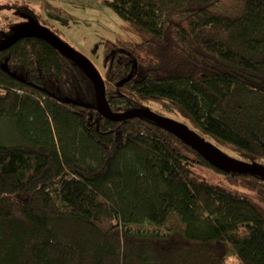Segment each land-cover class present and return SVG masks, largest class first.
Wrapping results in <instances>:
<instances>
[{
	"label": "trees",
	"instance_id": "trees-1",
	"mask_svg": "<svg viewBox=\"0 0 264 264\" xmlns=\"http://www.w3.org/2000/svg\"><path fill=\"white\" fill-rule=\"evenodd\" d=\"M104 5L140 39L104 44L112 110L180 109L198 134L264 166V0ZM5 10L41 20L30 3ZM3 64L0 264H264L263 180L220 172L146 119L67 102L96 106L95 90L41 38L0 52Z\"/></svg>",
	"mask_w": 264,
	"mask_h": 264
},
{
	"label": "rangeland",
	"instance_id": "rangeland-1",
	"mask_svg": "<svg viewBox=\"0 0 264 264\" xmlns=\"http://www.w3.org/2000/svg\"><path fill=\"white\" fill-rule=\"evenodd\" d=\"M106 0H14V3L27 4L30 3L36 13L41 14V20L37 21L31 16L18 15L10 10L0 11V34L4 35V39L11 32L32 26L43 25L51 29L61 40L66 42L72 48L74 47L84 57L86 56L91 63L98 69L102 77L105 79V43L106 41H121L127 46H136L140 44V39L132 30L129 23L123 21L114 11L104 5ZM7 16V19H6ZM143 108L149 109L162 116H166L175 121H179L187 126L190 130L198 133V130L189 117L180 109L177 112H170L163 109L158 104H145ZM201 136V135H200ZM207 143L212 144L220 151H224L230 158L241 162L253 163L246 154L232 148L230 145L220 142L214 138L209 139L201 136ZM195 174L207 179L211 184H219L223 187H230L224 176L215 173L204 167H193ZM239 193L249 195L257 200V196L250 192H245L239 188ZM258 201V200H257ZM264 206V204H262ZM228 262L235 264L233 257Z\"/></svg>",
	"mask_w": 264,
	"mask_h": 264
},
{
	"label": "water",
	"instance_id": "water-1",
	"mask_svg": "<svg viewBox=\"0 0 264 264\" xmlns=\"http://www.w3.org/2000/svg\"><path fill=\"white\" fill-rule=\"evenodd\" d=\"M28 38H41L53 47L61 56L69 60L73 65L79 68L82 73L90 80L93 90H95L96 106L86 105L79 101L68 100L74 105H81L88 108H95L105 119L121 123V121L132 120L133 118L146 119L155 123L163 131H168L186 146L201 155L207 163L219 170L220 172L252 175L264 181V166L259 163L241 162L230 158L224 151H220L212 144L203 140L197 132L190 130L187 126L179 121L164 117L149 109H132L129 112L121 114L112 110L107 100V89L105 79L91 61L80 54L74 47L72 48L66 42L60 39L51 29L43 25H32L21 28L12 33L6 39L0 41V52L7 51L10 47L17 44L18 41ZM5 72H11L6 64L0 66Z\"/></svg>",
	"mask_w": 264,
	"mask_h": 264
},
{
	"label": "crops",
	"instance_id": "crops-1",
	"mask_svg": "<svg viewBox=\"0 0 264 264\" xmlns=\"http://www.w3.org/2000/svg\"><path fill=\"white\" fill-rule=\"evenodd\" d=\"M13 2H14V0H0V4H10V3H13ZM1 17H0V21H2ZM6 19H7V16H6Z\"/></svg>",
	"mask_w": 264,
	"mask_h": 264
},
{
	"label": "clouds",
	"instance_id": "clouds-1",
	"mask_svg": "<svg viewBox=\"0 0 264 264\" xmlns=\"http://www.w3.org/2000/svg\"><path fill=\"white\" fill-rule=\"evenodd\" d=\"M236 264H242V262L237 259Z\"/></svg>",
	"mask_w": 264,
	"mask_h": 264
},
{
	"label": "built area",
	"instance_id": "built-area-1",
	"mask_svg": "<svg viewBox=\"0 0 264 264\" xmlns=\"http://www.w3.org/2000/svg\"><path fill=\"white\" fill-rule=\"evenodd\" d=\"M110 1H112V0H110Z\"/></svg>",
	"mask_w": 264,
	"mask_h": 264
}]
</instances>
